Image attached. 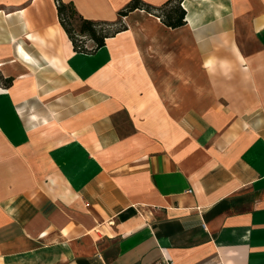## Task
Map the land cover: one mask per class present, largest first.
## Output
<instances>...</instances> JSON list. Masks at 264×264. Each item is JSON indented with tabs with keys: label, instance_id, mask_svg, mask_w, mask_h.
<instances>
[{
	"label": "crops",
	"instance_id": "crops-1",
	"mask_svg": "<svg viewBox=\"0 0 264 264\" xmlns=\"http://www.w3.org/2000/svg\"><path fill=\"white\" fill-rule=\"evenodd\" d=\"M181 4L0 0V264H264V0Z\"/></svg>",
	"mask_w": 264,
	"mask_h": 264
},
{
	"label": "trees",
	"instance_id": "trees-1",
	"mask_svg": "<svg viewBox=\"0 0 264 264\" xmlns=\"http://www.w3.org/2000/svg\"><path fill=\"white\" fill-rule=\"evenodd\" d=\"M55 1L59 20L73 41L76 50L92 51L104 45L106 37L127 28L123 18L130 11L137 8L145 9L158 15L166 25L171 27H177L186 23V9L181 4L183 0H168L160 6L152 5L144 0H130L119 10V19L115 23L84 17L77 10L73 2ZM118 25H120L118 28L112 30L113 27ZM88 39L94 43L88 45ZM9 80L10 78L7 79V81Z\"/></svg>",
	"mask_w": 264,
	"mask_h": 264
},
{
	"label": "rangeland",
	"instance_id": "rangeland-1",
	"mask_svg": "<svg viewBox=\"0 0 264 264\" xmlns=\"http://www.w3.org/2000/svg\"><path fill=\"white\" fill-rule=\"evenodd\" d=\"M119 26H120V25L113 27L112 30L118 28ZM81 38H82V37H81ZM85 39H86V38H85ZM93 43H94V42H93L92 40L88 39V45H92Z\"/></svg>",
	"mask_w": 264,
	"mask_h": 264
},
{
	"label": "bare ground",
	"instance_id": "bare-ground-1",
	"mask_svg": "<svg viewBox=\"0 0 264 264\" xmlns=\"http://www.w3.org/2000/svg\"><path fill=\"white\" fill-rule=\"evenodd\" d=\"M22 51H23V50H22ZM22 51H21V52H22Z\"/></svg>",
	"mask_w": 264,
	"mask_h": 264
}]
</instances>
